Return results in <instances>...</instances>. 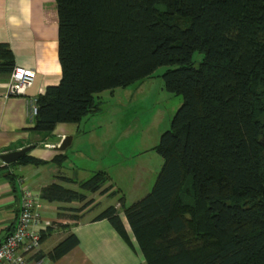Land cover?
<instances>
[{
    "label": "trees",
    "instance_id": "trees-1",
    "mask_svg": "<svg viewBox=\"0 0 264 264\" xmlns=\"http://www.w3.org/2000/svg\"><path fill=\"white\" fill-rule=\"evenodd\" d=\"M54 5L60 78L35 97L31 130L45 135L56 123H77L98 111L95 93L169 66L163 88L181 102L153 148L162 163L144 196L125 207L118 198L144 264H264V0ZM194 52L202 55L196 65ZM13 66L0 42V73ZM14 162L43 161L24 154ZM57 178L78 190L52 182L39 199L79 204L59 208L70 220L90 204L87 192L116 194L103 172ZM101 219L127 239L114 206L91 221ZM76 244L67 233L46 256L54 261Z\"/></svg>",
    "mask_w": 264,
    "mask_h": 264
},
{
    "label": "crops",
    "instance_id": "crops-1",
    "mask_svg": "<svg viewBox=\"0 0 264 264\" xmlns=\"http://www.w3.org/2000/svg\"><path fill=\"white\" fill-rule=\"evenodd\" d=\"M0 42L5 43L10 50L14 66L29 68L34 72L31 85L25 88L22 95H7L9 73H0V153L32 144L27 155L43 161L40 164H4L0 160L1 242L15 224L21 186L39 195L40 189L49 183H68L57 178H70L60 171L67 156L64 150L57 151L52 146L63 136H71L70 143L75 139L73 137L79 136L82 133L79 124L83 116L77 123H56L45 135L31 130L34 115L30 108L35 103V97L46 86L56 85L60 78L54 0H0ZM59 153L64 154L65 159L56 164L51 159ZM53 203L39 199L41 223L49 222L52 228L47 231L42 224L38 226L40 237L44 235L39 240L37 250L25 257L24 264L33 261H39L40 264H144L122 214L119 216L127 239L119 236L105 219L91 221L96 214L83 216L87 208L77 213L79 217L75 220H70L60 210L77 207V203ZM117 206L118 202L114 207ZM67 233L77 237V244L56 260L50 261L47 252ZM52 237L54 240L47 242Z\"/></svg>",
    "mask_w": 264,
    "mask_h": 264
},
{
    "label": "rangeland",
    "instance_id": "rangeland-1",
    "mask_svg": "<svg viewBox=\"0 0 264 264\" xmlns=\"http://www.w3.org/2000/svg\"><path fill=\"white\" fill-rule=\"evenodd\" d=\"M201 56L198 52L192 54L193 65ZM167 68V65L158 66L150 76L126 87L102 90L93 95L99 109L81 118L82 133L73 137L75 139L65 148L67 158L60 165V171L75 181L85 180L94 172H103L111 184L110 191L116 194L87 192L86 197L91 202L83 216L114 206L119 197L123 207L128 206L150 189L162 163L153 148L159 135L169 128L171 117L181 102L180 95L163 88L161 74ZM61 185L78 190L74 182ZM115 208L121 215L122 207ZM53 240L54 237L47 242Z\"/></svg>",
    "mask_w": 264,
    "mask_h": 264
},
{
    "label": "built area",
    "instance_id": "built-area-1",
    "mask_svg": "<svg viewBox=\"0 0 264 264\" xmlns=\"http://www.w3.org/2000/svg\"><path fill=\"white\" fill-rule=\"evenodd\" d=\"M33 79L34 72L31 69L13 66L9 72L6 94L22 95ZM30 110L34 115L35 103L32 104ZM39 208V195L26 186H21L15 224L0 242V264H24L25 257L37 250L40 240L38 226L42 224ZM42 226L46 228L51 226V223L44 222ZM30 264H40V262L33 261Z\"/></svg>",
    "mask_w": 264,
    "mask_h": 264
},
{
    "label": "water",
    "instance_id": "water-1",
    "mask_svg": "<svg viewBox=\"0 0 264 264\" xmlns=\"http://www.w3.org/2000/svg\"><path fill=\"white\" fill-rule=\"evenodd\" d=\"M70 141H71V136L69 135L63 136L56 145L52 146V149L57 150V151H63L70 144ZM32 147L33 145L30 144V145L23 146L19 149L7 151L5 153H0V160L4 164L12 163L16 161L17 159H19L24 154H27L32 149Z\"/></svg>",
    "mask_w": 264,
    "mask_h": 264
}]
</instances>
